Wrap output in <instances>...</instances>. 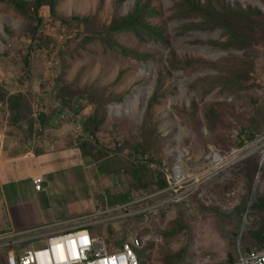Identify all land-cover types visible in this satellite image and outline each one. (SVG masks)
<instances>
[{"label": "rangeland", "instance_id": "rangeland-1", "mask_svg": "<svg viewBox=\"0 0 264 264\" xmlns=\"http://www.w3.org/2000/svg\"><path fill=\"white\" fill-rule=\"evenodd\" d=\"M176 1L150 0L163 40L111 34L148 54L135 58L104 40L135 0H58L52 14L39 8L35 30L0 0V135L39 142L45 108L76 103L73 126L96 160L91 186L108 206L92 224L106 248L138 235L145 264H227L229 249L256 244L249 229L259 224L250 203L264 193V34L250 47L226 46L224 28L178 18ZM218 1L264 15V0H209ZM170 59L193 62L173 67ZM155 91L163 93L150 104Z\"/></svg>", "mask_w": 264, "mask_h": 264}, {"label": "crops", "instance_id": "crops-1", "mask_svg": "<svg viewBox=\"0 0 264 264\" xmlns=\"http://www.w3.org/2000/svg\"><path fill=\"white\" fill-rule=\"evenodd\" d=\"M61 103L45 108L46 128L39 142L15 133L0 135V232L12 234L9 246L17 250L75 227L86 226L96 235L92 224L108 208L91 186L96 160L80 145L84 136L73 126L75 105ZM36 175L42 177L39 189L34 187Z\"/></svg>", "mask_w": 264, "mask_h": 264}, {"label": "trees", "instance_id": "trees-1", "mask_svg": "<svg viewBox=\"0 0 264 264\" xmlns=\"http://www.w3.org/2000/svg\"><path fill=\"white\" fill-rule=\"evenodd\" d=\"M8 3L18 12L29 17L35 21L33 29H37L40 24L43 15L39 12V8L42 5H48L51 14L55 11V6L58 0H2ZM123 0H115L116 4L121 3ZM157 9L151 4L150 0H135L132 8L125 14L114 17L109 25L106 27V42L113 48L120 50L124 54L131 55L135 58H145L148 56L146 53L136 51L134 48L124 45H118L116 40L111 36L112 33H118L121 30H131L137 35L141 34L149 35L153 38L163 40L161 30L154 28L149 17L157 13ZM178 18H189L199 16L204 25L214 28L221 27L227 33L226 46L232 45L238 48L250 47L257 40L262 39L264 34V15L259 9L254 8H234L228 5L225 1L217 3V7L212 6L209 0H177L175 3V10L173 12ZM77 19H86V16L79 17L74 15ZM170 65L175 67L185 66L191 64L192 60H184L182 62L170 59ZM205 90L214 86V82L206 83ZM241 85V83H240ZM155 90H158L156 88ZM161 92L155 91L150 95L148 102L150 104L155 103L158 100V96ZM1 95V93H0ZM12 100L14 97L9 96ZM44 117V113L41 114ZM46 118V117H45ZM251 211L253 214H257L259 224L256 227L250 228L249 232L255 239L256 244L254 246L244 247V252H248L251 249L260 248L264 245V193L257 195L250 203ZM145 249L147 246H142ZM139 249V255H140ZM141 256V255H140ZM237 252H233L229 249L227 252V264H233L236 259ZM142 264H145L142 259Z\"/></svg>", "mask_w": 264, "mask_h": 264}, {"label": "built area", "instance_id": "built-area-1", "mask_svg": "<svg viewBox=\"0 0 264 264\" xmlns=\"http://www.w3.org/2000/svg\"><path fill=\"white\" fill-rule=\"evenodd\" d=\"M75 130L82 133L79 125ZM33 182L39 189L42 177L34 176ZM143 208H149V204ZM9 235L12 234L0 232V264H142L139 249L143 241L138 235L124 240L121 247L114 250H108L103 239L92 234L86 226L49 234L44 243L21 250L9 246L14 241L8 239ZM233 264H264V245L248 252L238 249Z\"/></svg>", "mask_w": 264, "mask_h": 264}]
</instances>
